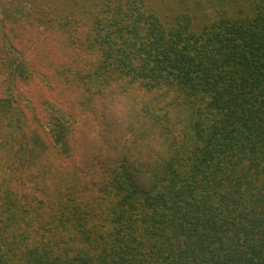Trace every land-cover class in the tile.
<instances>
[{
    "label": "trees",
    "instance_id": "1",
    "mask_svg": "<svg viewBox=\"0 0 264 264\" xmlns=\"http://www.w3.org/2000/svg\"><path fill=\"white\" fill-rule=\"evenodd\" d=\"M146 2L37 4L45 55L3 36L0 264H264V0ZM37 80L68 109L19 102Z\"/></svg>",
    "mask_w": 264,
    "mask_h": 264
},
{
    "label": "rangeland",
    "instance_id": "2",
    "mask_svg": "<svg viewBox=\"0 0 264 264\" xmlns=\"http://www.w3.org/2000/svg\"><path fill=\"white\" fill-rule=\"evenodd\" d=\"M0 0V43L3 44V36H7L11 39V44L17 45L19 48L22 44L29 45L30 51L36 50L41 48V52L45 55L42 49H50V44H56L55 40L51 38V41L49 42L48 34L42 26H37L36 22H33L30 19L31 12H34L36 9L37 4H45L47 1H55V3H58L61 5L63 0ZM185 2H188L190 0H182ZM50 3V2H49ZM48 3V4H49ZM148 4H153V7L157 8L158 6H161L162 9L165 10L164 15H173L172 11L169 10L173 5H175L176 0H147ZM35 24V25H34ZM53 39V41H52ZM0 44V45H1ZM54 52V51H53ZM38 53L33 55L31 58L32 60H35ZM38 68L39 67V61L40 56H38ZM23 75H26V73H23ZM6 77L4 74L0 73V93L2 91L5 82ZM40 83H19L18 84V92L19 94L15 93V95H20V98H18L21 102L33 100L34 102L28 101V103H34L37 105L39 101H44V99H47L50 101V103L54 104L56 107H60L61 109L67 110L68 106H64V102L67 104V98L65 95H63L58 89L54 91L53 84L51 85L52 89L48 88V85L44 84L42 80H37ZM54 91V92H51ZM1 95V94H0ZM23 97V98H21ZM25 99V100H24ZM46 101V100H45ZM63 102V103H62ZM28 103L25 104V109L28 111L27 106ZM24 105V104H23ZM51 109V108H50ZM41 110V109H40ZM39 116H41V112H37ZM31 117V114H30ZM65 118H63L64 120ZM28 124L30 125V129H35L34 121L30 118L28 120ZM49 127L46 126L44 131L48 129ZM42 133V131L40 130ZM43 135V134H41ZM46 137V136H45Z\"/></svg>",
    "mask_w": 264,
    "mask_h": 264
}]
</instances>
